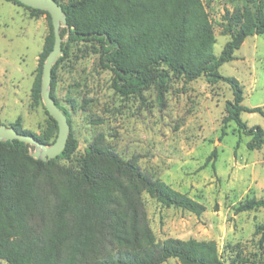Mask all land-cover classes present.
Instances as JSON below:
<instances>
[{"label":"trees","instance_id":"16d2710c","mask_svg":"<svg viewBox=\"0 0 264 264\" xmlns=\"http://www.w3.org/2000/svg\"><path fill=\"white\" fill-rule=\"evenodd\" d=\"M40 54L31 94L41 104L43 63L54 46L51 18ZM66 14L69 29H61L63 55L52 69L51 92L70 125L69 114L56 98L58 66L71 55L72 45H84L99 56L113 74L112 89L129 97L151 88L162 99L175 80L205 77L210 84L231 86L233 101L225 103L223 131L234 122L250 137L248 150L264 146V131L249 128L242 113L264 115L262 108L243 106L240 83L223 77L219 68L235 59L244 40L264 36V0L222 16L230 35L219 56L214 54L213 26L202 0H55ZM254 3L255 0H250ZM48 115V128L40 135L22 129L20 120L10 127L32 135L40 143L55 142L58 127ZM0 125H2L0 123ZM78 148L69 135L65 150L48 162L33 159L30 146L19 141L0 142V260L6 264H222L214 241L167 238L155 241L145 210L144 196L165 207L194 215L206 208L143 171L135 158L124 160L97 135L77 160ZM210 157H215L213 153ZM264 208V200H247L235 213ZM256 233L264 234V224Z\"/></svg>","mask_w":264,"mask_h":264},{"label":"rangeland","instance_id":"374dc122","mask_svg":"<svg viewBox=\"0 0 264 264\" xmlns=\"http://www.w3.org/2000/svg\"><path fill=\"white\" fill-rule=\"evenodd\" d=\"M258 1L202 0L213 26L216 56L230 39L222 16L245 5L253 8ZM47 33L45 15L33 16L12 1L0 0V123L11 126L20 120L22 129L36 135L48 128L49 119L43 103L35 104L31 94ZM70 53L58 66L55 95L69 114V135L78 148L72 162L61 164L75 166L102 134L124 160L135 158L143 171L206 208L197 216L145 195L155 241H214L222 264H264V234L256 233L264 224V208L235 213L240 203L264 200V146L248 150L250 137L234 122L223 131L225 103L233 101L231 86L201 77L173 81L162 99L154 88L125 97L112 89L113 74L91 49L72 45ZM234 57L219 68L220 75L240 83L243 106L264 112V36L246 38ZM241 119L264 131V115L242 113ZM164 264L179 263L170 259Z\"/></svg>","mask_w":264,"mask_h":264},{"label":"water","instance_id":"95a60500","mask_svg":"<svg viewBox=\"0 0 264 264\" xmlns=\"http://www.w3.org/2000/svg\"><path fill=\"white\" fill-rule=\"evenodd\" d=\"M21 5L34 10L47 12L51 18L54 33V46L52 51L46 57L41 75V99L44 108L57 123L58 134L54 143L45 145L40 143L32 135H24L17 132L10 126L0 125V142L19 141L30 146L29 154L35 160L48 162L57 158L63 153L70 134V127L66 116L57 107L54 99L51 97V74L52 69L58 59L63 55L62 43L67 42V38L60 35L61 29H69L66 14L63 8L55 0H15Z\"/></svg>","mask_w":264,"mask_h":264}]
</instances>
